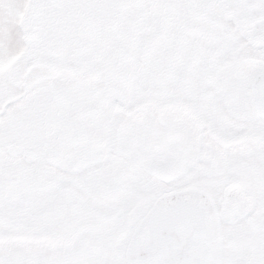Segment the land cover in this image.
<instances>
[{
  "label": "snow or ice",
  "instance_id": "obj_1",
  "mask_svg": "<svg viewBox=\"0 0 264 264\" xmlns=\"http://www.w3.org/2000/svg\"><path fill=\"white\" fill-rule=\"evenodd\" d=\"M0 264H264V0H0Z\"/></svg>",
  "mask_w": 264,
  "mask_h": 264
}]
</instances>
